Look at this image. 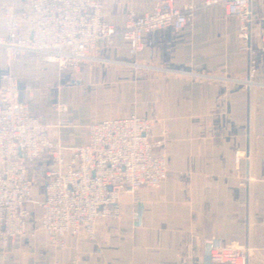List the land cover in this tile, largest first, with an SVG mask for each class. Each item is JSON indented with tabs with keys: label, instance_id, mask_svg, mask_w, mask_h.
Wrapping results in <instances>:
<instances>
[{
	"label": "crops",
	"instance_id": "crops-1",
	"mask_svg": "<svg viewBox=\"0 0 264 264\" xmlns=\"http://www.w3.org/2000/svg\"><path fill=\"white\" fill-rule=\"evenodd\" d=\"M153 2L103 0V16L121 29L129 10L147 11ZM4 3L19 5L18 0H0V8ZM253 9L264 18V1ZM236 29L237 20L225 19L223 9L214 6L180 33L166 29L146 34L139 57L165 69L225 75L238 81L234 84L94 64H81L77 74L59 73L54 63L39 57L13 56L9 68L22 89L32 88L34 112L53 124V96L67 107L68 125L53 128V139L63 146L81 145L93 121L137 111L154 123L167 174L157 189L123 194L122 218L98 222L95 241L68 237L63 247L51 244L43 232L35 231V212L28 225L34 236L14 238L0 264H203L205 241L248 237L264 257V22L252 26L251 52L235 43ZM93 56L127 60V42L113 35L108 45L95 47ZM6 61L0 51V71ZM252 64L257 67L250 80L257 86L240 82L248 78ZM35 193L34 199L40 200L41 193L38 199ZM248 264H264V259L251 256Z\"/></svg>",
	"mask_w": 264,
	"mask_h": 264
},
{
	"label": "built area",
	"instance_id": "built-area-1",
	"mask_svg": "<svg viewBox=\"0 0 264 264\" xmlns=\"http://www.w3.org/2000/svg\"><path fill=\"white\" fill-rule=\"evenodd\" d=\"M18 1L19 5L4 3L0 8L5 25L0 51L7 56L0 71V260L14 238L34 236L28 230L34 219L30 204L37 210L35 231L43 232L51 244L63 247L68 237L95 241L98 222L122 218L123 194L157 189L167 174L162 140L153 136L154 123L137 111L93 121L81 145L63 146L53 139V128L68 125L67 107L53 96V124L34 112L32 88L22 89L9 68L13 56L39 57L54 63L59 73L77 74L81 64H94L234 84L238 81L225 75L212 77L141 62L144 37L166 29L180 33L219 6L225 19L237 20L234 41L239 49L251 52L252 26L264 22L253 9L264 0H154L150 10H129L121 29L105 20L103 0ZM116 34L127 42V60L93 56L96 46L108 45ZM256 67L252 64L248 78L240 82L250 85ZM38 185L41 199L35 200ZM205 242L208 264H248L251 256L264 259L249 237Z\"/></svg>",
	"mask_w": 264,
	"mask_h": 264
},
{
	"label": "rangeland",
	"instance_id": "rangeland-1",
	"mask_svg": "<svg viewBox=\"0 0 264 264\" xmlns=\"http://www.w3.org/2000/svg\"><path fill=\"white\" fill-rule=\"evenodd\" d=\"M252 123H251V115H250V112H249V119H248V125H247V134H248V140H249V142H248V144H250V142H251V138H252ZM248 160H250V162H251V156L249 155V157L247 156L246 157ZM246 182L248 183V180H246ZM39 184H41V182H39ZM35 191H36V193H35V195H36V197H37V199L39 198V196H40V186L38 185V187H37V189H35ZM253 201L254 200H251L250 201V205H249V208H248V211H249V214H250V217L252 216V214H251V207H252V203H253ZM31 211H34V213L37 211L36 210V205L35 204H32L31 205ZM35 215V214H34Z\"/></svg>",
	"mask_w": 264,
	"mask_h": 264
},
{
	"label": "bare ground",
	"instance_id": "bare-ground-1",
	"mask_svg": "<svg viewBox=\"0 0 264 264\" xmlns=\"http://www.w3.org/2000/svg\"><path fill=\"white\" fill-rule=\"evenodd\" d=\"M251 85H252V86H257V83L252 82ZM252 146H253V143H252V140H251V142H250L249 154L252 153ZM248 182H249L250 187H251V186H252V182H253L252 174H251V173H249ZM250 189H251V188H250Z\"/></svg>",
	"mask_w": 264,
	"mask_h": 264
},
{
	"label": "water",
	"instance_id": "water-1",
	"mask_svg": "<svg viewBox=\"0 0 264 264\" xmlns=\"http://www.w3.org/2000/svg\"><path fill=\"white\" fill-rule=\"evenodd\" d=\"M211 82V81H208ZM208 260H209V255H208V251L206 250V255L204 257V263L203 264H208Z\"/></svg>",
	"mask_w": 264,
	"mask_h": 264
}]
</instances>
